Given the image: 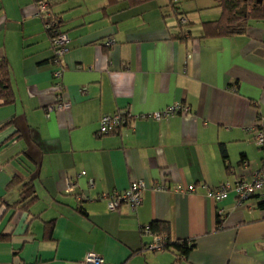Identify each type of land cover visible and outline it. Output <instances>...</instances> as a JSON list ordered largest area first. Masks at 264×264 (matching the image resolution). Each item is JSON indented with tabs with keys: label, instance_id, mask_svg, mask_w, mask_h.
<instances>
[{
	"label": "crops",
	"instance_id": "1",
	"mask_svg": "<svg viewBox=\"0 0 264 264\" xmlns=\"http://www.w3.org/2000/svg\"><path fill=\"white\" fill-rule=\"evenodd\" d=\"M179 6L183 38L167 0H48L69 38L61 83L71 107L47 112L57 99L49 33L33 0H0L14 95L0 104V264H83L89 252L110 264H264V187L240 203L199 186L262 169L264 17L208 36L216 2ZM176 103L188 111L146 116ZM117 110L125 122L99 135L100 116ZM134 179L148 184L139 205L108 210L99 195ZM26 186L32 194L16 205ZM153 221L194 247L179 259L147 249L141 227Z\"/></svg>",
	"mask_w": 264,
	"mask_h": 264
},
{
	"label": "built area",
	"instance_id": "2",
	"mask_svg": "<svg viewBox=\"0 0 264 264\" xmlns=\"http://www.w3.org/2000/svg\"><path fill=\"white\" fill-rule=\"evenodd\" d=\"M35 5L36 15L44 22V27L49 29L53 21L51 20V14L48 11V0H33ZM181 22L184 23L185 19L182 18ZM69 38L64 32L59 31L56 33L51 42L53 56L52 64L54 68L52 70L53 87L56 91V102L48 105L46 111L52 110H66L71 107V101L65 100L62 97L63 85L61 83V76L64 71L65 65L63 63V57L69 50L68 47ZM188 107L180 103L168 105L160 110L152 111L146 116L159 120L163 117L175 114L186 113ZM128 113L125 110H117L114 112L103 113L99 118V126L97 133L99 135H105L112 133L119 129L125 122ZM254 141L263 151V165L262 169L255 173L254 178L250 181L240 180L233 184L229 182L221 183L218 186L210 187L204 183H200V187L205 191L206 195L213 199L215 202H221L230 192H233L238 202H243L248 199L254 192L264 187V132L261 129L254 130ZM84 172H81L79 176H83ZM91 182V181H90ZM155 189H165L163 184H155L152 186ZM148 188V184L143 179H134L130 182L129 186L122 190H114L108 193H102L99 195L100 199L105 201L108 210H116L121 203H128L132 207H137L142 200L143 191ZM196 189V185H188L186 191L193 192ZM67 190H70L68 187ZM262 201L264 203V193L262 194ZM220 215L222 210L218 209ZM142 235H149L150 240L145 244L146 248L152 251L164 250L166 244L164 236L155 234L149 224H145L141 227ZM83 264H110L106 262L101 256L89 252L85 255Z\"/></svg>",
	"mask_w": 264,
	"mask_h": 264
},
{
	"label": "trees",
	"instance_id": "3",
	"mask_svg": "<svg viewBox=\"0 0 264 264\" xmlns=\"http://www.w3.org/2000/svg\"><path fill=\"white\" fill-rule=\"evenodd\" d=\"M221 8L220 17L213 22H206L205 34L208 36H222L233 35L244 32L251 19H260L264 17V0H214ZM167 5L174 16H176L177 27L179 29L178 36L183 38L186 32L182 29L184 23L181 22L182 13L180 12V0H167ZM53 21L52 26L46 29L52 42L53 36L59 31L57 28V21L51 15ZM45 22V21H44ZM43 22V23H44ZM53 56V54H52ZM52 60V58H51ZM14 101V95L11 85L10 66L5 57L0 58V104L11 103ZM263 168V167H262ZM33 190L31 187H25L21 192L19 200L16 205L24 201L31 195ZM264 206L263 201L261 200ZM220 215L218 214L217 223H220ZM152 231L165 238L164 249L172 248L176 253V258H182L194 247L193 243L187 241H172L166 232L167 226L164 223L153 221L149 223Z\"/></svg>",
	"mask_w": 264,
	"mask_h": 264
},
{
	"label": "rangeland",
	"instance_id": "4",
	"mask_svg": "<svg viewBox=\"0 0 264 264\" xmlns=\"http://www.w3.org/2000/svg\"><path fill=\"white\" fill-rule=\"evenodd\" d=\"M182 1H185V0H182Z\"/></svg>",
	"mask_w": 264,
	"mask_h": 264
}]
</instances>
